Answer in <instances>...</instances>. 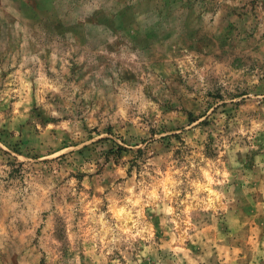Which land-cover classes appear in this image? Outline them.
Segmentation results:
<instances>
[{"label":"rangeland","instance_id":"1","mask_svg":"<svg viewBox=\"0 0 264 264\" xmlns=\"http://www.w3.org/2000/svg\"><path fill=\"white\" fill-rule=\"evenodd\" d=\"M0 264H264V0H0Z\"/></svg>","mask_w":264,"mask_h":264}]
</instances>
